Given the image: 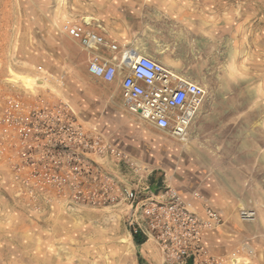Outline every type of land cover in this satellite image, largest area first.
<instances>
[{"label": "rangeland", "instance_id": "obj_1", "mask_svg": "<svg viewBox=\"0 0 264 264\" xmlns=\"http://www.w3.org/2000/svg\"><path fill=\"white\" fill-rule=\"evenodd\" d=\"M198 2L233 15L235 41L233 57H227L233 60L229 67L178 68L167 62L166 68L205 91L185 140L133 118L117 87L94 80L87 72V59L76 48L57 51L42 46L40 55L33 53L38 41L31 24L33 5L26 0H0V40L1 23L7 19L11 34L17 17L26 32L24 53L3 55L0 48V112L7 96L29 104L37 98L48 103L69 101L75 110L88 112L91 131L116 148L135 139L138 133L127 131L130 125H143L144 133L153 138V157L145 158L147 163H133L136 173L121 164L123 182L141 187L153 179V191L171 188L188 197L222 189L232 197V208L225 215L217 211L224 225L209 234L211 247L219 249L215 254L228 259L227 264H264V0ZM177 44L176 40L171 46ZM19 77L36 83L27 88ZM221 124L230 128L216 131L214 126ZM217 155L227 161L211 163ZM6 171L0 161V264H147L133 242L127 205L29 211L26 201L8 189ZM241 208L255 210V219L241 222Z\"/></svg>", "mask_w": 264, "mask_h": 264}, {"label": "built area", "instance_id": "obj_2", "mask_svg": "<svg viewBox=\"0 0 264 264\" xmlns=\"http://www.w3.org/2000/svg\"><path fill=\"white\" fill-rule=\"evenodd\" d=\"M62 31L90 55V76L114 84L122 75L118 88L132 116L160 133L186 139L205 95L202 87L147 56L125 52L115 65L102 59L98 50L115 52L117 46L86 23L67 22ZM18 98L7 96L0 112V161L7 169L8 189L26 201L27 210L76 212L125 204L131 234L153 241L162 264H227L204 238L223 227V218L209 206L199 215L193 203L199 195L189 198L176 189L153 191L150 185L124 183L120 165L136 173L133 163L102 134L87 128L70 103L37 98L29 104ZM238 217L250 222L256 212L241 208Z\"/></svg>", "mask_w": 264, "mask_h": 264}, {"label": "crops", "instance_id": "obj_3", "mask_svg": "<svg viewBox=\"0 0 264 264\" xmlns=\"http://www.w3.org/2000/svg\"><path fill=\"white\" fill-rule=\"evenodd\" d=\"M198 1L200 0H26L33 5V37L38 41L35 44L40 46L37 49L34 45L32 50L33 53L38 51L40 55L42 46L57 51L74 47L88 62L90 55L62 31L67 22L86 23L88 28L102 36L107 43L117 46L115 52L108 47L97 51L102 59L109 60L114 65L118 64L125 52H129L150 57L164 67H169L168 61L171 66L178 68L229 67L233 60H228L227 57L228 54L233 57L235 41L233 15L226 11L210 10L207 3ZM9 20L5 24L1 23V51L3 55L9 51L24 53L26 43L22 37L26 34L25 29L19 26L21 23L17 17L15 27L11 26L15 28L11 34L8 29ZM176 40L177 47H172ZM4 59L3 56V66ZM121 78L122 75H119L114 84H106L96 78L94 80L117 87L121 94L118 88ZM88 102L86 105L89 110ZM76 112L83 124L90 129L89 113L79 109ZM133 118L138 119L135 116ZM228 126L230 125L221 124L214 128L216 131H223ZM117 127L123 128L120 125ZM127 131L138 134L130 145L119 146L117 149L130 163H147L145 158L153 157L152 136L144 133V126L138 123L130 125ZM223 157L217 155L210 162H225ZM193 203L201 216L204 215L205 206L225 215L232 208V197L222 189L215 188L203 193L200 199H193ZM209 234L212 232L204 235L209 250L214 254L220 253L219 249L211 247ZM212 243H216V239ZM138 250L139 257L147 264H162L161 253L153 241H146Z\"/></svg>", "mask_w": 264, "mask_h": 264}, {"label": "trees", "instance_id": "obj_4", "mask_svg": "<svg viewBox=\"0 0 264 264\" xmlns=\"http://www.w3.org/2000/svg\"><path fill=\"white\" fill-rule=\"evenodd\" d=\"M149 182H150V186L153 188L154 187V181H153V179H150ZM156 187H157V185H156ZM158 189H159V187H157L155 189V191H157ZM132 239H133L134 244L136 246H138V247L141 246L142 244H144L146 242L145 239H143L140 236L135 235V234H132Z\"/></svg>", "mask_w": 264, "mask_h": 264}, {"label": "bare ground", "instance_id": "obj_5", "mask_svg": "<svg viewBox=\"0 0 264 264\" xmlns=\"http://www.w3.org/2000/svg\"><path fill=\"white\" fill-rule=\"evenodd\" d=\"M18 79H19L18 81H20V82H21L24 86H26L27 88H30L31 85H32L33 83H36V82H35L36 80L29 79V77H28V78H25V77H19ZM40 83H42V82H40Z\"/></svg>", "mask_w": 264, "mask_h": 264}]
</instances>
